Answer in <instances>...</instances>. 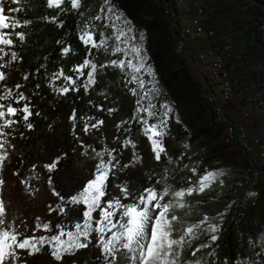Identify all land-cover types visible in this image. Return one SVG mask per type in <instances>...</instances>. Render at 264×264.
Masks as SVG:
<instances>
[{
	"label": "trees",
	"instance_id": "trees-1",
	"mask_svg": "<svg viewBox=\"0 0 264 264\" xmlns=\"http://www.w3.org/2000/svg\"><path fill=\"white\" fill-rule=\"evenodd\" d=\"M1 4L7 15L19 19L20 24L24 25L15 31L23 32L25 39L20 41L14 35L11 37L15 42L14 46L6 48L8 55L0 63L10 59L11 51H15L21 59L6 68H0L8 74L6 81L0 83L8 86L21 84L19 91L28 98L23 100L24 103L30 101L33 112L30 122L34 125L32 130L27 129L17 116L14 120L20 122L14 125L15 130H11V135L7 137L14 147L7 148L8 159L3 171H0V178L5 181L0 186V199L5 201L7 220L10 223L23 220L27 225V234L32 235L35 231L37 236L59 234L61 229L68 231L77 223L82 224L85 207L71 201L93 178L95 165L98 163L97 151L115 149L112 153L119 160V165L114 169L115 174L108 182L105 200L120 198L122 202L129 203L132 198H123L119 185L126 182L135 196L146 187H157L168 170L179 171V179L193 177L189 168L194 150L191 147V137L174 118L169 119V131L163 137L168 157L162 155L160 162L154 159L151 143L135 120L138 97L128 87L126 76L119 69L105 65L106 53L103 48H92L89 54L88 48L91 45L86 47L79 38L83 15L74 10L61 12L59 9H50L46 6V0H1ZM120 4L128 14L135 7L134 0H120ZM62 7L70 9L68 0H65ZM10 9L18 11L10 12ZM178 14L177 12L172 17L169 25L179 41L187 44L180 34L182 18ZM53 17L58 19L53 22ZM25 21L29 23L25 24ZM61 21L63 25L58 26ZM93 38L97 42L100 39L96 33ZM64 47H69L72 51L63 55ZM246 54V57L250 56V52L247 51ZM84 59L97 64L96 82L87 91L82 85L88 68H84L79 77L76 71ZM60 72L77 80L79 90H70L64 95L58 93L55 89L62 87L65 81L63 75L53 77ZM25 74L29 77L26 80L23 79ZM204 77L210 91L215 94L219 79L215 80L207 75ZM74 109L77 120L72 121L70 116ZM97 119L104 123L90 128L86 134L85 123L94 124ZM228 122L233 140L245 152L242 137L234 124L230 120ZM125 140L131 143L125 144ZM56 157H61L60 163L56 170L49 173L43 165L51 163ZM169 158L171 163L167 162ZM251 162L253 163L252 160ZM125 164L129 166L123 167ZM49 177L52 185L48 184ZM251 187L262 194L264 174H259ZM219 190L218 185L213 184L202 193L195 192L185 197L187 206L176 212L180 220L174 222V226L181 228L185 223L197 224L204 216L214 217L219 214L225 206V196H228L219 195ZM61 207L63 212L59 211ZM232 214L233 218L223 225L220 239L213 245H219L216 256H206L211 249H202L197 256L210 262L215 260V264H235L238 260L243 262L253 258L255 251L248 246V235L243 227H237V222H234L236 210ZM98 215V211L93 212L94 217L98 218ZM42 223H48L52 231L37 229L36 225ZM198 237L199 239L192 240L193 248L208 240L202 234ZM191 252L192 249L185 246L183 259H194ZM20 254L26 264H105L96 234L91 237L87 248L77 250L75 255H66L59 262L49 255L48 246L32 256L22 250Z\"/></svg>",
	"mask_w": 264,
	"mask_h": 264
},
{
	"label": "rangeland",
	"instance_id": "rangeland-1",
	"mask_svg": "<svg viewBox=\"0 0 264 264\" xmlns=\"http://www.w3.org/2000/svg\"><path fill=\"white\" fill-rule=\"evenodd\" d=\"M134 1V10L128 14L120 0H113L115 9L132 21V27L137 30V39L131 41L129 34L127 38L130 42L120 44V52L114 51L117 46L114 40L116 29L111 27L109 20L104 19L105 12L102 9L106 7V0H82L86 6L81 11L83 26L87 25L92 35L98 34L99 41H106V45L100 46L106 53L105 65L119 69L126 76L130 90L137 95L140 103L135 120L142 129L145 127L143 120L157 122L143 111L145 107L154 104L155 110L163 116L166 109L161 105L169 104L174 109V113L170 115L179 117V123L191 137V147L194 150L189 168L193 177L179 179V171L172 169L163 174L157 187H151L159 191L165 186H171L175 191L193 186L206 170H223L225 174L205 188L206 190L217 184L220 189L218 194L228 195L225 196L223 210L210 218L219 222L218 227L222 231L223 225L230 222L232 213L236 210L234 222H237V227H243L248 235V246L255 251L248 264H264V255H261L264 248L259 240L260 235L264 234V190L261 194L251 187L258 175L264 174V0H207V9L211 11L213 20V44L216 51L223 50L225 55V62L215 68L212 66L213 57L207 52L210 43L206 39L185 38L188 48L184 47L181 51L178 46L180 41L169 25L171 14L165 8V1ZM186 7H192V0H184L178 6V12L182 13ZM97 15L102 19L94 20ZM120 26L117 24L116 28ZM139 32L144 33L142 41L138 38ZM134 45H139L141 54L148 57L147 63L152 66L154 76L146 69L136 73L126 66L129 59L134 65L139 64L132 51ZM247 51L250 52L249 57H246ZM201 55L204 56L201 58ZM112 60H124V69L112 65ZM87 68L88 72L91 71L90 67ZM212 69H217V73L224 75L223 81L227 86L224 85L223 89L227 97L225 93L221 94L222 87L219 84L215 94L210 91L204 76L213 78ZM77 73L79 77L80 71ZM95 75L96 73L94 79ZM133 76L137 77L136 81L132 80ZM87 78L86 76L85 81ZM141 79L145 82L143 86L139 84ZM78 85L76 80L74 87ZM91 86L93 84L88 88ZM157 88L160 89L159 94L155 91ZM3 90L0 88V91ZM23 104L21 100L20 104L14 106L21 107ZM228 120L242 137L245 152L233 140ZM112 155L115 156L114 153ZM193 168L196 169L195 173ZM249 193H255V196H250ZM115 199L117 198L110 200ZM167 199L169 197H165ZM81 205L86 211V206ZM180 210L177 208L173 211ZM221 231L217 234L220 235ZM64 232L75 233V225ZM199 234L205 235L202 230H197L196 235ZM62 239L68 240V237L65 235ZM207 242L208 240L201 244Z\"/></svg>",
	"mask_w": 264,
	"mask_h": 264
},
{
	"label": "snow or ice",
	"instance_id": "snow-or-ice-1",
	"mask_svg": "<svg viewBox=\"0 0 264 264\" xmlns=\"http://www.w3.org/2000/svg\"><path fill=\"white\" fill-rule=\"evenodd\" d=\"M70 9L62 7L65 4V0H46V6L48 8L59 9L61 12L76 11L80 15H83L81 9L86 5L82 3V0H68ZM10 12H16L18 9H10ZM105 12L104 19L111 22V27L116 29L114 40L117 42V46L114 48L115 52H120V44H128L131 41L137 39V30L132 27V21L124 17V14L115 9L113 0H106V7L102 9ZM45 19H48L45 17ZM55 22L58 17L51 18ZM102 17L97 15L94 20H101ZM29 23L25 21V24ZM121 26L117 29L116 25ZM63 22H59L58 26H62ZM20 24L19 19L7 15L4 11L3 5L0 4V61H3L4 56L8 55L6 48L14 46V40L11 38L13 35L18 37L20 41L25 39L23 32H16L15 29L23 27ZM131 34L130 40L127 38ZM81 41L88 48V53L91 54L92 48H99L101 45H106V41L97 42L94 40L92 33L87 29V25L81 27L80 37ZM139 40L144 39V33H138ZM107 50V48L105 49ZM72 51L69 47L62 49V54L67 55ZM132 51L136 54V58L139 60V64L134 65L132 60L127 61V67L132 68L134 72L139 73L142 69H146L150 75H155L153 68L147 63L148 57L142 55V49L139 45H134ZM21 58L15 51H11L10 59L5 63H0V68H6L12 63L20 60ZM112 65H118L122 70L125 67L124 60H112ZM86 67H90L91 71L87 72V80L83 83L85 91L88 90L89 85L94 84V74L97 71V64L93 63L89 59H84L82 64L77 68L83 74L82 70ZM103 67V65H101ZM7 73L0 71V82H5L7 79ZM63 75L65 84L62 87L55 89L58 93L64 95L70 90L78 91L76 80L71 75H65L63 72L54 74V77ZM28 75L25 74L23 79H28ZM137 77L133 76L132 80L136 81ZM144 81L139 80L140 86L144 85ZM37 87H39L37 85ZM0 171H3L5 167V161L8 159V147H14L10 144L8 136L11 135V131H14V125L19 123L20 120L24 122V126L32 130L34 125L30 122V117L33 112L30 108V101L24 103L21 107H16L14 104H20L21 100H28L22 92L19 91L21 84L16 83L13 86L0 83ZM159 94L160 89H155ZM135 94V92L133 93ZM139 104L140 101L137 100ZM166 109L163 116L155 110L154 104H149L143 111H146L148 116L155 123H149L148 120H143L144 134L151 142V151L154 159L160 162L163 157H168L166 147L163 143V137L168 134L169 131V119H176L179 122V117H173L170 114L174 113V109L169 104L161 105ZM112 110L110 109L109 112ZM39 115V113H35ZM19 116L20 120H14L13 117ZM96 119V118H90ZM139 120V117H137ZM70 120H77L76 110L70 116ZM103 120H96V123L90 124L88 122L84 125V131L87 134L90 128H96L98 125H102ZM75 127V125H74ZM23 134H21L22 136ZM125 144L131 143L125 140ZM133 147L135 144L133 143ZM95 151V150H94ZM115 149L109 151L105 149L103 152H96V158L98 163L95 165V172L93 178L87 183L83 191L78 195L72 197V203L84 204L87 208L83 213V223H77L75 225L76 232L65 233L62 229L59 234L49 236H37L35 231L32 235L27 234V225L21 220L19 223H10L7 220V211L5 201L0 199V264H26V260L21 258V250L26 252L27 255L32 256L42 252L45 246L49 248V255L56 261H62L66 255H75L79 249H85L91 242V237L96 234L99 246L101 248L103 259L105 264H215V260L211 262L204 258L197 256V253L202 249H211L206 253L207 257L216 256V248L213 247L215 242L220 239L217 234L221 231L218 227V221L214 218L205 216L204 219L197 224H184L181 228H176L174 222L180 220V217L176 214L174 209L185 208L186 202L184 197L193 195L194 192L202 193L206 187L211 183H215L218 177L223 176L225 173L223 170H206L198 181L187 188H181L179 190H172L171 186H165L162 190H157L154 187L144 188L138 195L133 196L130 192L127 183L119 185L122 193V197L127 199L132 198V202L125 203L122 199L117 198L115 200H105L107 193V186L110 177L113 176L114 169L119 165V160L116 156L112 155ZM107 157V159H105ZM61 157H56L51 163H46L43 167L52 173L57 169L60 163ZM115 161V163H113ZM168 163H171L169 158ZM131 163V161H130ZM129 164H125L123 167H128ZM193 173L196 169H192ZM18 175V173H16ZM52 180L49 177L48 184L52 185ZM159 183V182H158ZM5 181L0 178V186L4 185ZM54 194L59 196V193L54 191ZM250 196H255V193H249ZM165 197L169 199L165 200ZM60 212H63V208H59ZM98 211V218L93 216V212ZM23 225V227H21ZM95 225V227H93ZM203 226V227H202ZM36 228H43L47 232H51L52 229L48 223L37 224ZM197 230H202L203 234L208 236V242L199 244L195 248L192 246V240L199 239L196 235ZM110 233V235H108ZM177 233H179L177 235ZM68 237V240H63L62 237ZM261 241V247L264 248V234L259 237ZM185 246L192 249L191 255L194 259L184 260L183 252ZM264 255V253H261ZM118 258H121L118 261ZM235 264H248V261H236Z\"/></svg>",
	"mask_w": 264,
	"mask_h": 264
},
{
	"label": "built area",
	"instance_id": "built-area-1",
	"mask_svg": "<svg viewBox=\"0 0 264 264\" xmlns=\"http://www.w3.org/2000/svg\"><path fill=\"white\" fill-rule=\"evenodd\" d=\"M165 1V8L169 11L172 17L178 12V6L184 3V0H162ZM185 10L182 11V13H179L178 15L180 18H182L180 23V34L184 38H194V39H206L209 45L208 54H210L213 58L212 66L219 67L225 62V55L224 51H216L214 47V28L213 26V20L211 19L210 13L211 11H208L207 9V0H192V7L189 9L188 7L184 8ZM178 46L181 48V51L185 47V49L188 48L187 44L180 41ZM204 55H201L199 57H203ZM217 69H212L211 72H213V75L211 77L219 78V86L222 87L221 94L225 93V97H227V94L225 92V89H223L224 85L227 86V84H224L223 76L222 74L217 73ZM231 133V128H229ZM248 149V148H247Z\"/></svg>",
	"mask_w": 264,
	"mask_h": 264
},
{
	"label": "water",
	"instance_id": "water-1",
	"mask_svg": "<svg viewBox=\"0 0 264 264\" xmlns=\"http://www.w3.org/2000/svg\"><path fill=\"white\" fill-rule=\"evenodd\" d=\"M206 80V79H205Z\"/></svg>",
	"mask_w": 264,
	"mask_h": 264
}]
</instances>
